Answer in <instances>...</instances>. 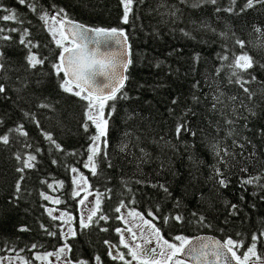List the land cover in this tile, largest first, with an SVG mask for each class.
Wrapping results in <instances>:
<instances>
[{"label":"trees","instance_id":"trees-1","mask_svg":"<svg viewBox=\"0 0 264 264\" xmlns=\"http://www.w3.org/2000/svg\"><path fill=\"white\" fill-rule=\"evenodd\" d=\"M158 2L159 0H144L142 4L134 5V14L130 17V23L122 25L120 24L122 8L118 0H39V5L44 10L51 11L53 4L64 7L71 19L85 25L122 27L126 30L134 60L133 66L129 69L130 80L126 84V91L132 99L119 101L117 112L110 120L108 151L114 167L108 168L105 162L98 169L100 175L94 177L83 167L88 140L80 123L83 120L85 102L60 91L54 76L43 77V83L37 85L36 80L40 77L28 75L22 68L18 73H9L12 79L7 81L8 98L0 97V118L4 121L0 125V134L7 132L8 128L23 123L29 135L25 138L12 134L13 139L9 146L0 145V257L18 254L25 260L31 261V264H36L34 259L36 254L54 251L67 243L72 248L69 256L73 260L101 255L103 264H120L119 261H112L107 256L104 240L116 243L118 241L115 229L120 228V220L116 219L119 214L115 213L114 209L121 200L125 201L128 208L140 212L150 220L151 217L147 216L148 210L155 212L156 206L160 205L161 211L156 213L159 219L153 223L168 241H172L176 235L193 237L197 234H208L221 240L230 236L234 240L244 241L247 246L251 243L252 233H259L264 227L261 223L264 220V202L250 195L254 189L249 186L246 203L239 200L242 194L238 187V179L242 175L238 170L239 164L235 168L226 170L231 177V184L221 193L217 194L213 191V182L209 180L213 167H222L217 165L210 148L211 144L217 142L221 148L227 147L230 151H235L238 154L236 159L246 164L251 174L264 171V136L259 133V130L264 128V92L261 91L264 89V83H261L264 81V69L257 67L254 70L253 74L257 76V82L248 86L256 96L251 103L245 101L258 115L250 116L241 108L239 112L243 116H248V120L239 119L236 125L231 126L225 123L224 117L219 113L209 112V106L203 103L204 94L209 92L205 78L214 77L215 67L219 64L215 56L222 51L223 44L227 43L229 48L239 53L241 50L234 45L236 38L251 42L246 50L257 61L264 63V49L253 47L258 34L252 27L258 25L264 28V10L254 9L242 15H235L226 12L216 13L214 6L211 5L197 9L184 8L180 22L163 24L162 17L157 11ZM243 3L244 0H238L237 11ZM0 6H2L0 15L6 14L2 9L7 8L16 11L24 19L23 26L28 27L34 40L41 44L39 50L33 51L49 56L50 60L54 58L53 50L58 54L59 50L55 49L54 44L49 43L51 37L42 30L36 14L19 5L17 0H0ZM219 6L227 7L228 0H219ZM201 21L209 27H199ZM0 24L18 27L12 22L0 21ZM180 28L189 31L191 37L183 36L179 31ZM172 29L176 30L172 31ZM212 29H215V32ZM221 32L227 34V39L220 37ZM13 37L14 40H18L17 34H13ZM174 49H179V54L175 53ZM5 50L10 61L9 67L20 68L26 50L18 43L8 44ZM196 53L200 56L198 63L193 60V55ZM157 63L161 64L159 68L155 66ZM49 69L50 65L42 71ZM17 76L21 78L20 81L17 80ZM24 77H27V87H23ZM197 81L200 82L201 87L193 88ZM219 83L226 95H243L237 86L227 83L226 70L221 74ZM140 85L143 87L141 88ZM14 88H22V91L18 94L13 90ZM17 95L23 99L18 100ZM194 95L200 97L202 102L199 105L194 103L192 99ZM173 98H178V105L171 104ZM41 102L52 104L53 109L37 107ZM169 108L175 109V115L169 113ZM186 108H192L196 113L195 117L189 119L193 130L197 132L196 137L187 134L181 137V141L189 145L187 149L181 141L175 139L174 135L176 120ZM21 109L34 113L41 128L38 129L30 120L24 119ZM224 112L229 118H236L231 115V105L224 109ZM128 113L138 114L143 119L134 117L126 123L125 117ZM209 121H212V126H209ZM245 123L248 125L247 128L244 127ZM232 127L238 135L228 137L227 133ZM41 129L51 133L65 152H77L78 155L70 156L50 151V145L41 135ZM126 130L135 133L131 137L133 144L136 143L137 135L140 136V143L139 147H131L127 153H122L119 148ZM92 131L94 132V129ZM161 136L176 145V149L162 148L155 143ZM244 138L251 140V144H246V151L241 156L239 155L241 150L233 148L232 140L245 143ZM24 143H29L32 147L25 148ZM37 147L41 149L39 153L35 151ZM141 147L148 153V157H145L146 162L138 169L137 158L141 155L139 151ZM17 152L22 156L29 152L35 154L37 167L24 173L22 197L13 205L9 204V200L13 194L15 181L20 176V173L15 171L20 166L15 159ZM252 152L256 155L250 156ZM53 159L58 163L52 164ZM161 163L164 164L163 170ZM71 166L77 167L88 178L91 191L107 193L102 199L101 211L109 217V220L101 221L99 225L84 233L78 232L77 236L65 241L60 236L61 221H53L45 211V208L50 207L52 203L42 200L40 192L59 196L63 202L53 206L72 214L75 218V229L79 230L78 198L70 197L73 186L72 174L68 171V167ZM41 180L49 183L63 181L64 187L51 191L46 184L41 183ZM136 180H145L148 183L140 185L135 183ZM124 181H129L127 187L132 189L131 192L125 187ZM153 183L167 184L173 197L165 198L161 191L150 186ZM202 196L203 200H201ZM176 199L182 202L180 209L174 207ZM132 200L135 203H131ZM225 200L240 205L241 210L237 216H228V209L223 203ZM253 203L256 204L255 208L251 207ZM193 211L204 215L207 223L212 227L188 223L187 221L192 220ZM178 212L185 217L183 226L174 221L168 224L163 222L164 216L176 215ZM225 219L228 221L226 225ZM41 224L57 235H47L40 228ZM22 226L27 227L29 231H19ZM101 227L108 231L101 232ZM32 244L38 247L32 249ZM257 246L258 251L264 253V244L258 242Z\"/></svg>","mask_w":264,"mask_h":264},{"label":"snow or ice","instance_id":"snow-or-ice-1","mask_svg":"<svg viewBox=\"0 0 264 264\" xmlns=\"http://www.w3.org/2000/svg\"><path fill=\"white\" fill-rule=\"evenodd\" d=\"M143 2L144 0H118L122 8L120 24L128 25L130 17L134 14V5L142 4ZM17 3L38 16L42 30L46 31L51 37L49 43L54 44L55 49L59 51L57 54L53 50L52 54L54 58L51 60L49 56L43 55L39 51H33L34 49L39 50L41 44L39 41L34 40L30 29L23 26L25 23L24 19L16 11L3 8L2 10L6 14L0 15V21L12 22L18 25V27H8L6 24H0V81H4L0 82V97L4 99L8 98L9 85L7 81L12 79L9 73H18L21 68L28 75L40 77V79L36 80L37 85L43 83V77L54 76L60 91L85 102L83 105V120L80 123V127L87 135L88 140L85 149L86 160L83 162V167L88 169L92 176H99L100 172L98 169L101 164L107 162L108 168L114 167L108 151L110 147V120L117 112L119 101L132 99L128 91H126V84L130 80L129 69L134 64L129 35L122 27H93L74 21L69 17L64 7H57L55 4L51 5L52 10L49 11L44 10L39 5V0H17ZM237 4L238 0H228V6L222 8L219 6V0H175V2L159 0L157 11L162 17L161 22L163 24H177L184 15V8L197 9L211 5L214 6L216 13L226 12L235 15H242L254 9L264 10V0H244L243 5L239 7L238 11ZM159 9H164V11H159ZM164 17L168 19H163ZM199 27L208 28L209 25L201 21ZM252 27L253 31L258 34L253 47L264 49V28L258 25H253ZM175 30L172 29V31ZM179 31L183 36L191 37V33L184 28H180ZM212 31L215 32V29H212ZM13 34H17L18 40H14ZM219 35L221 38L227 39L226 33L221 32ZM10 43H18V45L26 50L20 68L9 67L10 61L5 48ZM249 43L251 42L236 38L234 45L241 50L239 53L229 48L227 43L223 44L221 46L222 51L216 53L215 56L219 64L215 67L214 77L205 78V84L209 92L204 94L203 103L209 106V112L213 114L219 113L224 117L225 123L231 126L236 125L239 119L248 120V116H243L239 112L241 108L247 111L250 116L258 115L255 109L248 107L245 101L249 103L253 102L256 93L248 85L257 82V76L253 72L257 67L264 69V63H260L249 54L246 50ZM173 51L177 54L180 52L179 49H174ZM169 54L171 55L172 53ZM193 60L196 63L199 62L200 56L198 53L193 55ZM48 65H50V69L42 71ZM155 66L159 68L161 64L157 63ZM225 70L227 83L237 86L239 92H242L243 95H226L222 91L219 78L222 73H225ZM169 71L171 72V69ZM17 80L20 81L21 78L17 76ZM261 83H264V81ZM27 84V77H24L23 87H27ZM140 87L142 88L143 85H140ZM200 87L199 81L193 85V88ZM13 90L19 94L22 88H14ZM261 91L264 92V89ZM17 99L22 100L23 97L17 95ZM192 99L197 105L202 102L200 97L195 95ZM171 104L173 106L178 105V98H173ZM230 105L231 115L235 116V119L229 118L228 114L224 112V109L229 108ZM37 107L53 109L52 104L43 102L38 104ZM168 111L170 114L175 115L174 108H169ZM21 112L24 119L30 120L38 129L41 128L34 113L23 109H21ZM195 115L196 113L192 108H186L177 118L174 127V135L177 141H181V137L185 134L196 137L197 132L193 130L189 119L190 117H195ZM134 117L143 119L138 114L128 113L125 117V122L127 123L128 120H132ZM3 123V119L0 118V125ZM209 126H212V121H209ZM244 127H248L247 123L244 124ZM93 129L94 132L92 131ZM259 133L261 136H264V128L260 129ZM12 134H15L16 137L25 138L29 135L25 130L24 124L19 123L15 127L8 128L7 132L0 134V145L9 146L13 139ZM41 135L49 143L50 151L65 153V155L70 156L78 155L77 152H65V149L54 139L51 133L44 132L41 129ZM134 135L135 133L128 130L123 133L124 140L121 142L120 152L127 153L131 147H139L140 136H135V144L131 142V137ZM235 135H238L235 128H230L227 136L233 137ZM244 139L245 143H240L236 139L232 140L233 148H239L241 150L239 155L241 156L246 151V144H251V140ZM155 143L162 148L176 149V145L166 140L163 136L155 141ZM182 143L185 149L189 148L186 142ZM23 146L25 148L32 147L29 143H24ZM253 147L255 146L253 145ZM210 148L217 160V165H222V167L214 166L212 175L209 177V180L214 185L213 191L219 194L222 190L230 187L231 177L226 170L235 168L239 164L238 170L242 174L238 179V187L242 193L239 200L247 202L248 188L251 186L254 191L250 195L256 197L258 201L264 202V171L258 172L255 175L251 174L249 167L236 159L238 154L235 151H230L227 147L221 148L219 142L211 144ZM35 151L39 153L41 149L37 147ZM139 151L141 155L137 158L138 169L142 163L146 162L145 157H148V153L144 148H139ZM255 155V152L250 153V156ZM226 157L230 159H225ZM15 159L20 165L15 171L20 173V176L15 181L13 194L9 200V204L13 205L22 197V182L25 180L24 173L37 167V156L31 152L24 156L17 152ZM245 159H248V157H245ZM233 161L236 163H233ZM57 163V160H52V164L55 165ZM163 169L164 164L161 163V170ZM68 171L72 174L71 184L73 186L70 197L76 199L84 193L78 200V203L87 207L85 202L88 201L89 196L93 195V192L89 190L88 178L75 166L68 167ZM193 179H195L194 176ZM41 183L46 184L47 188L51 191H57L64 187L63 181L49 183L46 180H41ZM123 183L127 190L131 192L132 189L127 187L129 181H124ZM135 183L146 185L148 182L136 180ZM150 186L161 191L165 198L173 197V193L167 184L153 183ZM110 191L111 189L108 190V192ZM106 195L107 193H95L94 201H89L91 207H88L87 213H82L79 218V230L70 226L73 217L68 212L61 211L57 216L53 215L56 209L45 208V211L53 221L59 220L63 224L69 225L67 232L63 231V229L60 230L61 238L66 241L69 236L75 237L78 235V232L84 233L99 225L101 221L107 222L109 220V217L101 211L102 199ZM40 197L42 200L55 205L63 202L59 196H51L44 191L40 192ZM201 200H203V196ZM131 203H135V201L132 200ZM223 203L228 209L229 217H235L239 214L241 209L238 203H230L226 200ZM126 207L125 201L121 200L114 209L115 213L119 214L116 216V219L122 221L125 225L124 229L119 227L115 229L120 235L119 245L104 240V244L107 246V256L112 261H119L121 264H264V253L259 252L257 246L258 242L264 244V227L261 228L259 233H252L251 243L247 246H245L244 241L234 240L230 236L220 241L204 236L189 238L184 235H176L173 238L174 242H169L163 238L161 230L153 223V221L159 219L156 213L161 211L160 205L156 206L155 212L151 209L148 210L147 216L151 217V220L145 218L140 212L131 209L127 211L126 218L124 214H121L122 209ZM174 207L180 209L182 207L181 200L176 199ZM251 207L255 208L256 204L253 203ZM191 216L192 220L187 221L188 223L202 227H212L211 224L207 223L204 215L193 211ZM128 218H131V220ZM137 220L139 223H136ZM170 221L183 226L185 217L179 212L176 215H166L163 217L165 224H168ZM224 223L225 225L228 223L227 219H225ZM261 223L264 225V220ZM40 228L49 236L57 235L56 232L50 231L44 224H41ZM19 231L26 232L29 229L22 226L19 228ZM100 231L106 232L108 229L101 227ZM125 232L128 233L131 242L125 238ZM137 233H139L142 243L135 242ZM237 235L240 234L237 233ZM154 242L155 246H152ZM121 246L123 249H127V252L119 250ZM31 247L35 249L38 245L32 244ZM241 249L245 250L241 252ZM71 252L72 248L67 243H64L54 252L36 255L34 259L47 262V264H53V261L50 259L51 257H55V260L59 264H103L101 255L88 258L81 257L73 260L69 256ZM15 259L19 260L20 264H31V261L25 260L24 257L18 254ZM4 261H8V264H13V258L11 257H0V264H4Z\"/></svg>","mask_w":264,"mask_h":264},{"label":"rangeland","instance_id":"rangeland-1","mask_svg":"<svg viewBox=\"0 0 264 264\" xmlns=\"http://www.w3.org/2000/svg\"><path fill=\"white\" fill-rule=\"evenodd\" d=\"M82 172V171H81ZM83 173V172H82ZM90 190V189H89ZM91 191V190H90ZM93 192V195H91V196H89L88 197V201H86L85 203H86V205H87V207H85V206H82V205H80L79 203H78V220H77V223L79 224V218H80V216H81V214L82 213H84V214H86L87 213V210H88V207H91V205L89 204V201H94V199H95V193L96 192H94V191H92ZM84 195V193H82L81 194V197ZM81 197H77L78 198V200L81 198ZM78 202V201H77ZM54 204H52L50 207H48V208H51V209H56V211H54L53 212V215H59V213L62 211V210H60L59 208H57V207H54L53 206ZM130 208H128V207H126L125 209H122V213L121 214H124L125 216H126V218H127V211L129 210ZM131 210H133V209H131ZM71 216L73 217V221H72V224L70 225L71 227H73L74 229H75V218H74V216L71 214ZM146 218V217H145ZM128 219H130L131 220V218H128ZM148 219V218H147ZM150 220V219H149ZM122 222V221H121ZM61 223H62V221H61ZM136 223H139V221L137 220L136 221ZM68 227H69V225H65V224H63L62 223V225H61V229H63V231H65V232H67V229H68ZM124 228H125V226H124ZM123 228V229H124ZM124 235H125V238L126 239H129V241L131 242V238L128 236V233L127 232H125L124 233ZM71 236H69L68 238H70ZM136 243H142V240L139 238V233H137V239H136V241H135ZM178 243V242H177ZM153 246H155V242L153 243ZM61 247V246H60ZM120 250V249H119ZM55 251V250H54ZM54 251H50V252H54ZM115 251V250H114ZM241 251H243V250H241ZM124 252H127V249H125L124 250ZM41 254H44V253H38V254H36V255H41ZM35 255V256H36ZM16 256L17 255H11V254H9V255H5V256H3V257H11V258H13V264H20V262H19V260H16L15 258H16ZM52 261H53V264H59V262L58 261H56L55 260V257H51L50 258ZM128 259H130V257H128ZM4 264H8V261H4ZM36 264H47V262H44V261H39V260H36Z\"/></svg>","mask_w":264,"mask_h":264},{"label":"flooded vegetation","instance_id":"flooded-vegetation-1","mask_svg":"<svg viewBox=\"0 0 264 264\" xmlns=\"http://www.w3.org/2000/svg\"><path fill=\"white\" fill-rule=\"evenodd\" d=\"M124 226H125L124 223L120 221V228L123 229ZM117 234H118V233H117ZM198 235H202V234H197V235H195V236H193V237H196V236H198ZM189 238H192V237H189ZM216 238H217V237H216ZM218 239H219V238H218ZM219 240H221V239H219ZM119 241H120V235L118 234V241H117V243H116V242H111V243H112V244H115V245H119ZM221 241H223V240H221ZM169 242H174V241H173V239H172V241H169ZM152 246H153V245H152ZM120 250H121V251H124L125 249H123L122 246H121V247H120ZM241 252H242V251H241ZM120 264H121V262H120Z\"/></svg>","mask_w":264,"mask_h":264},{"label":"water","instance_id":"water-1","mask_svg":"<svg viewBox=\"0 0 264 264\" xmlns=\"http://www.w3.org/2000/svg\"><path fill=\"white\" fill-rule=\"evenodd\" d=\"M198 236H204V237H208V238H214V239H217L219 240L218 238L212 236V235H208V234H202V235H198ZM221 241V240H220Z\"/></svg>","mask_w":264,"mask_h":264}]
</instances>
